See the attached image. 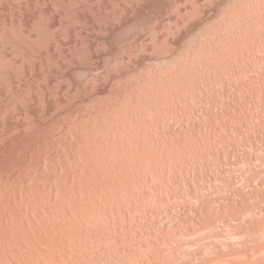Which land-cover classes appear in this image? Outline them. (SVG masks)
Returning <instances> with one entry per match:
<instances>
[{
  "label": "rangeland",
  "instance_id": "rangeland-1",
  "mask_svg": "<svg viewBox=\"0 0 264 264\" xmlns=\"http://www.w3.org/2000/svg\"><path fill=\"white\" fill-rule=\"evenodd\" d=\"M0 114V264H264V0H0Z\"/></svg>",
  "mask_w": 264,
  "mask_h": 264
},
{
  "label": "bare ground",
  "instance_id": "bare-ground-1",
  "mask_svg": "<svg viewBox=\"0 0 264 264\" xmlns=\"http://www.w3.org/2000/svg\"><path fill=\"white\" fill-rule=\"evenodd\" d=\"M9 109H10V108H9ZM11 110H12V109H11ZM5 111H6V112H7V111L9 112V110H7V109H6ZM13 111H14V110H13ZM3 113H4V112H3ZM12 113H13V112H11V114H12ZM0 115H2V114H0ZM0 117H3V116H0ZM4 120H5V119H4ZM4 120H1L0 123H2V121H4ZM9 120H10V119H9ZM5 124H6V123H5ZM0 125H1V124H0ZM4 126H5V125H4ZM7 126H8V125H7ZM9 129H10V128H9ZM0 130H1V129H0ZM1 131H2V130H1ZM6 131H7V130H6ZM6 131H5V132H6ZM9 135H10V134H9ZM9 135H8V136H9ZM8 136H6V137H8ZM6 137L4 136V138H6ZM0 139H1V138H0ZM9 140H10V139H9ZM3 141H4V140H3ZM3 144H4V143H3ZM262 224H263V223H262ZM262 224H261V225H262ZM255 227H258V226L255 225ZM259 228H261V227H259ZM263 229H264V228H263ZM261 230H262V228H261ZM257 231H258V229H257ZM257 233H258V232H257ZM261 247H262V246H261ZM261 247H260V249H261ZM263 248H264V247H263ZM263 248H262V249H263ZM257 250H258V249H257ZM259 251H261V250H259ZM259 251H257L258 254H260ZM262 251H263V250H262ZM262 251H261V252H262ZM263 252H264V251H263ZM248 253H249V252H247V254H248ZM243 254H244V253H243ZM255 254H257V253H255ZM263 254H264V253H263ZM263 254H262V255H263ZM236 255L239 256V254H236ZM252 255H254V254H252ZM233 256H234V254H233ZM237 256H236V257H237ZM243 256H244V255H243ZM245 256H246V259H248L246 254H245ZM249 256H250V255H249ZM254 256H255V255H254ZM257 256H259V255H257ZM222 257H223V256H222ZM225 257L227 258V256H225ZM239 257H240V256H239ZM239 257L236 258L237 261H236V259H233V260L236 261V263L233 262V264H238V260H239V259H242V256H241V258H239ZM261 257H263V256H261ZM223 258H224V257H223ZM228 258H229V256H228ZM234 258H235V257H234ZM249 258H250V257H249ZM251 258H252V259H251ZM251 258H250V260H253V259H254V257H251ZM255 258H256V256H255ZM257 258H258V257H257ZM215 259H216V260H215L216 263H214V261H212L214 264H227V263H228V264H231L230 262H232V260L230 261V260L227 259V260H228L227 262H226V261H225V262H224V261H223V262H220L221 260H219V263H218V262H217V261H218L217 258H215ZM218 259H219V257H218ZM220 259H222V258L220 257ZM244 259H245V257H244ZM246 259H245V260H246ZM223 260H224V259H223ZM240 261H241V260H240ZM246 261H247V260H246ZM246 261H244V264H245ZM248 261H249V260H248ZM248 261H247V264H248ZM256 261H257V260L253 261L252 264H254V263L256 264ZM258 261H259V259H258ZM250 262H251V261H250ZM250 262H249V264H250ZM239 263H240V262H239ZM242 263H243V261H242Z\"/></svg>",
  "mask_w": 264,
  "mask_h": 264
}]
</instances>
